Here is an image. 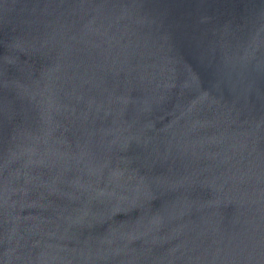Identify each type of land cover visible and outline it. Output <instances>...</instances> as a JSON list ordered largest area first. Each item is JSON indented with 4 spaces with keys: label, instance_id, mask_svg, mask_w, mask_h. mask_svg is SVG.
<instances>
[{
    "label": "water",
    "instance_id": "water-1",
    "mask_svg": "<svg viewBox=\"0 0 264 264\" xmlns=\"http://www.w3.org/2000/svg\"><path fill=\"white\" fill-rule=\"evenodd\" d=\"M0 264H264V0H0Z\"/></svg>",
    "mask_w": 264,
    "mask_h": 264
}]
</instances>
